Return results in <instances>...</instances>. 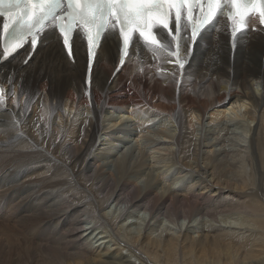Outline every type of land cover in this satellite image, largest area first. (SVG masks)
Here are the masks:
<instances>
[{"label": "bare ground", "instance_id": "obj_1", "mask_svg": "<svg viewBox=\"0 0 264 264\" xmlns=\"http://www.w3.org/2000/svg\"><path fill=\"white\" fill-rule=\"evenodd\" d=\"M150 50L116 73L109 33L90 87L78 37L0 64V264H264V31Z\"/></svg>", "mask_w": 264, "mask_h": 264}, {"label": "snow or ice", "instance_id": "obj_2", "mask_svg": "<svg viewBox=\"0 0 264 264\" xmlns=\"http://www.w3.org/2000/svg\"><path fill=\"white\" fill-rule=\"evenodd\" d=\"M223 7L230 8L228 19L233 23V37L244 29L253 14L264 25V0H0V18L3 21L0 24V44L7 58L23 47L30 37L34 51L37 36L48 24L59 31L68 49L71 34L79 28L87 39L90 79L94 51L109 25L113 29L119 28L122 60L134 34H138L153 51L163 52L165 46L161 45L155 30L164 29L176 44L175 51L169 55L176 56V63L184 69L185 64L179 59L182 30L190 27L191 39L195 42L201 29ZM196 11L199 17H194ZM87 83L89 80L86 79Z\"/></svg>", "mask_w": 264, "mask_h": 264}, {"label": "rangeland", "instance_id": "obj_3", "mask_svg": "<svg viewBox=\"0 0 264 264\" xmlns=\"http://www.w3.org/2000/svg\"><path fill=\"white\" fill-rule=\"evenodd\" d=\"M169 109H172L171 106H169ZM145 216H147V215H145ZM126 260H127V259H126ZM128 260L131 261L130 259H128ZM133 260H134V255H133Z\"/></svg>", "mask_w": 264, "mask_h": 264}]
</instances>
